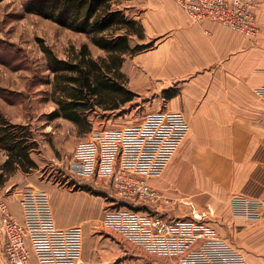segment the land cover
<instances>
[{"label": "crops", "instance_id": "1", "mask_svg": "<svg viewBox=\"0 0 264 264\" xmlns=\"http://www.w3.org/2000/svg\"><path fill=\"white\" fill-rule=\"evenodd\" d=\"M151 6L138 9L132 16L140 21L144 37L152 39L153 45L126 57L120 69L128 77V89L154 90L160 97L166 92L161 98L163 103L148 110L145 117L160 119L161 113L177 111L185 119L187 130L159 173L146 178L173 203L149 209L172 219L186 216L189 210L183 212L181 206L189 202L199 210L211 207L214 214L208 223L244 253V264H264V209L260 219L252 220L233 215L229 204V197L235 193L264 196V101L255 93L264 81V0L255 10L259 29L253 37L217 22H193L175 0H158L156 7ZM125 125L98 129L105 139L100 145V166L91 177L72 174L86 179L81 185L108 192L111 184L105 169H116L121 160L113 137ZM94 131L82 141L89 140ZM73 185L68 189L72 192L24 186L17 191L16 204L12 202L11 207L22 219L21 191L45 193L54 227L80 229L76 264H97L96 254L84 251V225L93 209L80 194L86 191ZM121 203L131 202H105L99 218L103 228L117 234L102 219L106 210ZM176 204L179 213L173 211L172 215L169 209ZM126 240L146 254L161 257ZM39 254L32 251L31 264L39 263ZM46 254L56 259L48 248ZM166 260L153 264H167Z\"/></svg>", "mask_w": 264, "mask_h": 264}, {"label": "built area", "instance_id": "2", "mask_svg": "<svg viewBox=\"0 0 264 264\" xmlns=\"http://www.w3.org/2000/svg\"><path fill=\"white\" fill-rule=\"evenodd\" d=\"M260 1L176 0L193 22H217L252 37L259 29L255 10ZM255 93L264 101V81ZM186 130L182 114L168 111L161 113L160 119L143 115L141 120L121 127L115 137L112 136L121 159L116 169H105L109 172L113 192L116 198L134 202L142 208L116 204L105 211L102 223L148 252L171 259L167 264H244V253L205 220L214 214L211 207L199 210L189 202V213L172 219L149 209L157 204L173 203L146 178L159 173ZM103 140V132L95 130L89 140L79 142L73 151L69 171L79 177L95 175L101 162ZM262 167L264 169V164ZM19 203L22 219L12 210L9 189L0 186V264H31L34 249L40 253L38 264H76L79 227L56 229L43 192L24 189ZM229 204L233 215L258 220L264 209V196L235 193L229 197ZM47 248L56 259L46 257L50 255L46 254Z\"/></svg>", "mask_w": 264, "mask_h": 264}, {"label": "rangeland", "instance_id": "3", "mask_svg": "<svg viewBox=\"0 0 264 264\" xmlns=\"http://www.w3.org/2000/svg\"><path fill=\"white\" fill-rule=\"evenodd\" d=\"M26 1H0V114L8 123L26 127L35 143L30 151L35 166L28 172L19 168L9 175L4 172V180L0 186L9 189L13 205L16 204L17 191L24 186L47 190L54 188L66 192H72L69 191L71 184H74V188L79 186L80 190L83 188L86 191L80 193L84 195L85 203L91 204L93 209L88 212L87 223L84 225V251L96 254L97 264H105L106 261L108 264H153L166 260L165 257L155 258L146 254L119 234L103 228L99 223L101 207L105 202L121 199L115 198L110 185L108 192L94 190L88 185L80 184L87 182L85 178L72 176L69 172V163L77 142L85 140L92 130L118 127L124 123L130 125L140 120L148 110L163 103L161 98L165 97L166 92H162L160 97L158 91L155 93L154 90H131L134 93L131 101L113 110L97 108L88 114L90 124L87 131H81L73 122L55 116L52 113L56 108L52 100L53 76L47 68L42 47H48L56 57L65 60L72 58L83 43L87 44L92 57L103 55L104 52L94 46L85 34L27 11ZM157 2L158 0H131L129 4L133 5L130 13L150 4L151 7H156ZM149 41L150 48L154 41L146 40L145 37L142 40L133 37L131 43ZM156 96L158 97L153 99ZM5 158L6 152L0 147V164ZM185 205L181 206L183 212L189 210ZM177 206L178 204L169 209V213H179ZM205 220L210 221L208 217ZM168 260L171 259L166 261Z\"/></svg>", "mask_w": 264, "mask_h": 264}, {"label": "trees", "instance_id": "4", "mask_svg": "<svg viewBox=\"0 0 264 264\" xmlns=\"http://www.w3.org/2000/svg\"><path fill=\"white\" fill-rule=\"evenodd\" d=\"M2 1V0H0ZM131 0H27L25 9L51 19L75 32L85 34L104 54L92 57L86 43L70 59L56 57L46 46L43 51L47 68L52 73V100L55 116H61L78 126L89 129L88 114L97 108L113 110L133 99L126 75L120 67L126 56L148 48L151 42L134 43L132 38H144L140 21L129 9ZM167 96V95H166ZM34 141L19 124H10L0 114V147L6 158L0 164V183L4 172L17 168L28 172L35 166L30 151ZM130 208L139 205L121 203Z\"/></svg>", "mask_w": 264, "mask_h": 264}]
</instances>
